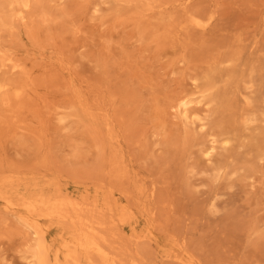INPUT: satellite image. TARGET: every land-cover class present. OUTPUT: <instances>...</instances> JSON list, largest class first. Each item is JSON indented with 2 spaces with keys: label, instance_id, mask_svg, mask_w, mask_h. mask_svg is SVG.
<instances>
[{
  "label": "rangeland",
  "instance_id": "obj_1",
  "mask_svg": "<svg viewBox=\"0 0 264 264\" xmlns=\"http://www.w3.org/2000/svg\"><path fill=\"white\" fill-rule=\"evenodd\" d=\"M0 264H264V0H0Z\"/></svg>",
  "mask_w": 264,
  "mask_h": 264
}]
</instances>
